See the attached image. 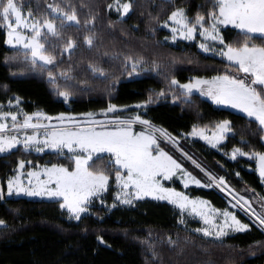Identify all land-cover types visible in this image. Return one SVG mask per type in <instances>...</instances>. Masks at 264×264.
Here are the masks:
<instances>
[{"label":"trees","instance_id":"1","mask_svg":"<svg viewBox=\"0 0 264 264\" xmlns=\"http://www.w3.org/2000/svg\"><path fill=\"white\" fill-rule=\"evenodd\" d=\"M113 1L23 0L24 10L30 8L40 18L49 15L47 3H58L67 11L72 5L81 24L63 28V39L53 38L57 62L43 69L40 63L32 67L23 50L8 47L6 31L0 27V104L19 97L28 113L43 110L49 115L83 114L104 109L109 103L137 104L152 95L153 102L145 108L144 117L173 137L190 132L194 126L212 129L219 121L228 120L232 135L219 149L186 138L179 145L216 177H224L234 192L242 193L247 187L264 197V180L257 174L255 162L227 157L234 147L264 152L263 128L253 119L218 107L198 94H192L191 102L186 103L178 89L169 88L172 77L186 83L193 76L235 72L232 64L203 53L194 44L169 43L168 32L161 26L176 8L185 9L190 18L197 13L206 16L212 0H130L133 7L125 17L108 11ZM92 17V23L85 26L83 21ZM221 34L226 44L234 46L245 39L230 26L223 28ZM86 35H94L93 47L84 42ZM68 37L77 46L71 52H62ZM253 42L264 44V38L254 35ZM129 55L143 57L146 62L132 76L128 75L131 67H124V58ZM153 62L157 67H153ZM89 63L103 67L107 77L93 74ZM49 71L56 75L55 83L49 80ZM61 71H66L71 79L60 76ZM57 85L60 90L73 93L69 101L59 97L54 89ZM161 90L165 95L157 98ZM174 91L179 99H173ZM160 145L180 155L169 143L160 140ZM21 160L34 165H72L67 155L36 154L18 147L0 155V181L4 188ZM107 161L108 156H103L94 162V167L109 170ZM172 185L183 190L179 182ZM185 191L208 199L218 208L228 206L226 196L217 189L189 187ZM177 215L166 202L144 200L135 207L117 205L110 210L92 206L79 220H72L57 200L4 196L0 199V219L6 222L0 228V264H264V230L242 214H238L239 218L250 228L221 239L184 228L177 223ZM169 237L174 243L169 242Z\"/></svg>","mask_w":264,"mask_h":264},{"label":"snow or ice","instance_id":"2","mask_svg":"<svg viewBox=\"0 0 264 264\" xmlns=\"http://www.w3.org/2000/svg\"><path fill=\"white\" fill-rule=\"evenodd\" d=\"M119 0H117V3ZM23 0H0V27L6 29L5 43L13 48L24 50V58L30 60L33 67L40 63L43 69L49 65L55 66L57 57L54 50L57 45L54 39H63L62 29L81 24L77 16L76 8L68 5L70 11L65 10L58 3H47L46 9L49 15L43 18L37 17L29 8L24 12ZM112 6L109 5V8ZM131 2L122 5L121 15L128 14L132 9ZM91 20H84L85 26L92 23ZM59 21V23L57 22ZM171 21L175 26L171 27L172 37L175 40L177 35L186 40H192L197 32L204 38L205 42L199 47L205 52L216 51L210 48L208 41H219L223 47L218 54L227 58L235 68L234 73L227 70L222 75H216L209 79L202 77L190 78L187 83H180L175 77L169 81L170 89H178L186 103H190V97L194 90L202 95L210 97L214 103L231 105L240 109L249 117H255L261 126H264V44L253 42V36L259 35L264 38V0H212V7L207 15L197 13L194 18L186 15L183 8H176L171 12L164 26ZM232 25L240 31L245 39L234 46L226 44L220 32L221 26ZM167 39V38H166ZM84 42L94 46V35H86ZM76 41L71 37L63 44L61 51H73ZM52 49V51H50ZM226 49V50H225ZM16 59V57H11ZM125 70L130 66L128 72L132 76L137 72V67L146 63L143 57L126 56ZM90 71L100 77H107L103 67L89 63ZM153 67H157L153 62ZM60 76L71 79L66 71H61ZM48 78L55 83L56 75L48 72ZM80 83H86L81 81ZM57 94L67 101L73 93L67 89L60 90L56 87ZM165 95L164 90L156 94V97ZM180 96L173 92V99ZM15 102L17 107L20 98L8 100L9 107ZM153 102V96L149 95L147 100L135 105L136 108H146ZM123 108L128 105L120 106ZM4 105L0 104V153H7L22 145L24 149L35 147L37 151L45 148H52L63 153L68 150L72 160V167L63 164H52L51 167L42 169L45 179H41V173L30 171L27 173V184L21 181V173L10 177L7 181V194H26L29 196L59 197L61 209H67L70 217L79 220L81 214L89 210L91 201L107 191L110 181V171L100 167H94L96 160L103 159L107 154L108 165L114 171L115 183L118 191L115 199L123 204H132L136 199L152 196L161 200H168L177 205L182 211L189 210L191 214L198 215L203 219L204 227L195 231L202 232L205 236L223 237L230 231H244L250 228L249 223H242L232 212L208 208L210 204L206 200H192L183 192L174 188H166L161 183L162 179H171L178 171L182 172L185 179V186L189 182L200 184L201 181L188 173L158 142L160 137L168 139L173 144L176 138L172 137L166 129L157 127L141 115H129L121 118L115 115L118 105L109 103L107 108L101 109L105 116L103 120L95 119L96 113L88 112L80 114L78 119L70 114L60 113L57 117L47 116L37 112L33 114L18 111H4ZM113 115H108V114ZM23 116L21 122L20 116ZM39 120L41 117L49 121L55 119L57 125L33 123V118ZM9 119L11 125L9 126ZM139 123L143 130L136 132L133 125ZM31 129V134L27 131ZM43 129L42 137L39 134ZM232 131L231 122L222 120L215 124V131L212 136L205 135V128L193 127L192 135H201L215 146L225 135ZM15 132L16 134H12ZM42 145V146H41ZM237 154L251 156L256 159L258 171L264 180V152H244L240 148H234L232 157ZM187 156V153L184 154ZM191 159V157H187ZM195 164L196 162L193 161ZM25 161L19 162V168H23ZM199 167V165H196ZM210 183L205 185L211 187L213 184L220 186L225 183L224 177H215L211 173ZM238 175V174H237ZM232 194L231 192L229 193ZM5 192L0 188V199H3ZM236 200L234 207L246 208L254 218L259 227L264 228V197L261 198V210L258 212L251 207V202L240 197L239 193L233 196ZM103 204L104 202L101 201ZM115 207V203L112 205ZM222 216L223 223H217L216 218ZM183 219L180 223H184ZM6 222L0 219V225ZM103 241V237H99ZM169 242L171 241L169 237Z\"/></svg>","mask_w":264,"mask_h":264},{"label":"rangeland","instance_id":"3","mask_svg":"<svg viewBox=\"0 0 264 264\" xmlns=\"http://www.w3.org/2000/svg\"><path fill=\"white\" fill-rule=\"evenodd\" d=\"M130 2V0H119V2L117 3V0H114L111 4L112 7L109 8V5H108V11L110 13H113V14H116V15H119L120 17H125L126 15L128 14H125V15H121V12L123 11L122 9V5L124 3H128ZM28 10H24L25 13H27ZM171 14V13H170ZM169 14V15H170ZM169 17V16H168ZM168 20V18L166 19ZM163 28H165L168 32V36L166 37L167 41L171 44H178L179 42H187V43H190V44H194L197 46V48L202 51L203 53L207 54V55H210V56H214V57H218V58H221L222 60L232 64L231 62H229L227 60L226 57L224 56H221L218 54L219 52V49L221 47H223V45L220 44L219 41H216V42H212V41H208L207 43L209 44V47L210 48H214L216 49V51H208V52H205L203 49H201L199 47V45L201 43H204L205 40L203 37H201L199 35V33L197 32V34L195 35V37L192 39V40H186L184 39L183 37L177 35V38L175 40L171 39L172 37V32H171V27H174L175 25L169 21V25L168 26H164V24L162 23L161 25ZM227 26H230V27H234L232 25H227ZM227 26H221L220 27V32L223 28L227 27ZM235 28V27H234ZM6 31V29H5ZM222 35V34H221ZM258 35V34H257ZM259 36V35H258ZM8 47L10 48H13L12 46L8 45ZM18 48V47H17ZM20 49V48H18ZM23 50V49H21ZM226 50V49H225ZM24 51V50H23ZM38 63H41V62H38ZM33 67V66H32ZM216 75H222V74H216ZM216 75H212L210 77H205V76H193V77H202V78H206V79H209L213 76H216ZM192 77V78H193ZM187 83V82H186ZM183 84V83H182ZM54 89L56 90V87H54ZM193 94H198L199 96H201L202 98L204 99H207L209 100L210 102H212L214 105L218 106V107H223V108H227V109H231L233 111H236L238 113H241L245 116H247L248 118L250 119H253L254 121H256L258 124L259 122L255 119V117H249L246 113H244L243 111H241L240 109H237V108H234L232 107L231 105H224V104H217V103H214L213 100L208 97V96H205V95H202L198 90H194ZM60 98H62L63 100H65L62 96H59ZM72 98V97H70ZM69 98V99H70ZM11 99H14V98H11ZM69 99L67 101H69ZM66 101V102H67ZM8 100L5 102V103H1L4 105V108L3 110L4 111H18L19 109H22L24 113H28L26 112L23 107L21 106V100H20V104H19V107H17V105L15 104V102L9 107L8 105ZM136 104H133V105H129V107L127 108H123V107H120L118 106L116 112L114 113L115 115H119L121 118H127L129 115H135V114H139L142 116L143 119L147 120L145 117H144V112H145V108H136L135 107ZM107 108V107H106ZM105 109V108H104ZM37 112H41V113H44L46 114L47 116H51V117H57L59 114H56V115H49L47 114L45 111L43 110H35L34 112H31V113H28V114H33V113H37ZM92 113H96V116H95V119L97 120H103L105 119V116L103 114H101V110H98V111H94ZM65 114H70L72 116H75L77 117L78 119H82L83 117H81L80 114H74V113H65ZM108 115H113V114H108ZM20 120L22 122L23 120V116L21 115L20 116ZM33 123H41V124H48V125H57L58 124V121L53 119L51 121L47 120V119H44L43 117H41L39 120H37L35 117L33 118ZM11 125V121L9 119V126ZM260 125V124H259ZM261 126V125H260ZM263 128V131H264V126H261ZM197 129L199 128H205V127H196ZM133 130L136 131V132H140L143 130V127L137 123V124H134L133 125ZM29 132V134H31V129H28L27 130ZM193 129L190 130V132L188 133H184L182 134L181 136H177V137H174L176 138V143L173 144L172 142H170L168 139L164 138V137H160L158 142L160 144V140H163L164 142L166 143H169V145H171L172 147H174L179 153L180 155L176 156L174 155L172 152L166 150L165 148H163L161 145L160 147H162L166 152L169 153V155H171L175 160H177L179 163L182 164L183 168L188 172V173H191V175L193 177H195L197 180H200L201 183L200 184H196V183H193V182H189L187 184V186H185V183H184V175L182 172H177L170 180L169 179H162L161 180V183L164 185V187L166 188H174L176 191L178 192H183L186 196H188L190 199L192 200H196V199H200V200H206V201H209L208 199H205L203 197H199V196H192L190 194H188L185 190L188 189L189 187H201V188H207V189H210V188H214V189H217L219 191H221L227 198L228 200V206L226 208H218L216 206H214L210 201V204L207 206L208 208H215V209H219L221 210V212H223L224 210H227L229 212H232L242 223H246V222H243L238 214H242L245 218H248V220H250V222L258 225L255 221H254V218L251 216V214L247 211L246 208H242V207H234V205L236 204V200L233 199V196L236 194V192H234L230 186L225 182L223 185H220V186H217L215 184H213L211 187H206L205 185L209 184L210 183V180H209V176L207 175L208 173H211L212 176H215L212 172H210L207 168H205L200 162H198L191 154L187 153L184 149H182L179 145V142L182 138H186L188 139L189 141H199L203 144H205L207 147L209 148H213V149H219V147L225 143V141L227 140V137L229 135H232V131L227 133L224 137L223 140H220L218 143L215 144V146L213 144H210L208 142V140L204 139L203 136L201 135H192ZM213 131H215V128H212V129H209V128H205V135L211 137L212 136V133ZM42 133H43V129L40 130V135L42 137ZM12 134H16L15 132H13ZM173 137V136H172ZM263 142H264V135H263ZM42 146V145H41ZM18 147H23L22 145H17L16 148ZM16 148H14L13 150H15ZM234 148H240V147H234ZM232 148L228 153H227V157L234 160L238 157H243V158H246V159H250L252 160L253 162H255V168H256V172L257 174L259 175L260 177V174H259V171H258V167H257V162H256V159L254 157H251V156H243V155H240V154H237L236 158H233L232 157V151L233 149ZM242 149L244 152H246L243 148H240ZM26 150V149H25ZM12 151V150H11ZM26 151H31V152H34L36 154H43V153H46V152H50V153H59V154H62V155H67L69 157V159L71 160L70 158V154L68 152L67 149H65L63 151V153H60L58 150L56 149H52V148H45L43 151H37L35 147L33 148H29L27 149ZM9 153V152H7ZM187 153V156H185L184 154ZM3 154H6V153H0V155H3ZM104 156H107V154H105ZM187 157H191V159H188ZM185 158L191 163V165H188ZM184 160V161H183ZM72 161V160H71ZM193 161H195L196 163L194 164ZM52 164H57V163H43V164H31L29 162H26L25 161V165L24 167L21 169L19 168V165L18 167L16 168L15 170V173L12 175H16L17 171H19L21 173V181L25 184H27V180H28V177H27V173L30 172V171H38L41 173V176L40 178L41 179H45V175L42 171V169L44 167H51ZM199 165V167H197L196 165ZM66 166V165H65ZM73 164L70 166L68 165V167H72ZM28 167V168H27ZM109 171H110V181H109V187L107 189L106 192H104L103 194H101L100 196L94 198L92 201H91V204L89 206L92 207H104L105 209L107 210H110V209H114L115 207H117V205L119 206H128V207H135L137 205V203L139 202H142L144 200H154V201H162V202H166L168 204H170L177 212V223L182 225L184 228H187L193 232H196L202 236H205L202 232H197L195 231V229L197 228H201V227H204V222H203V219L201 217H199L198 215H195V214H191L190 213V209L189 210H181L177 205H174L173 203H171L170 201L168 200H161V199H157L155 197H152V196H146V197H143V198H140V199H136L132 204H123V203H120L119 201H117L115 199V194L116 192L118 191V188L116 186V183H115V178H114V171H112L110 168H109ZM11 176V177H12ZM216 177V176H215ZM10 178V177H9ZM8 178V179H9ZM218 178V177H217ZM261 178V177H260ZM7 179V181H8ZM7 181L5 183V188L3 187L1 181H0V188H2L5 192V196L7 197H27V198H31V199H36V200H49V201H52V200H57L59 201V206H60V203H62V199L59 198V197H46V196H29V195H26V194H12V195H8L7 194ZM225 181V180H224ZM176 182H179L182 186V189L183 190H180V189H176L172 184H175ZM232 193L231 195L229 193ZM239 196L240 197H244L245 200H248L251 202V207L252 208H255L256 211H260L261 210V204H262V200L261 198L262 197H259L258 195L254 194L252 191H250L247 187H244L242 189V193H239ZM101 201H103L104 203L102 204ZM115 203V207H112V205ZM66 213H67V217L69 219H72V220H77L75 219L74 217H70L67 209H63ZM89 212V210L85 213H82L81 214V217L85 214H87ZM183 219L185 222L184 223H180V220ZM216 222L217 223H223V217L222 216H219L216 218ZM4 226V225H0V228ZM261 228V227H260ZM264 230V228H262ZM248 230V229H247ZM246 231V230H244ZM236 232H243V231H230V230H227V234L223 237H220V238H217L215 236H206V237H210V238H214V239H221V238H224L226 237L227 235L229 234H232V233H236Z\"/></svg>","mask_w":264,"mask_h":264}]
</instances>
